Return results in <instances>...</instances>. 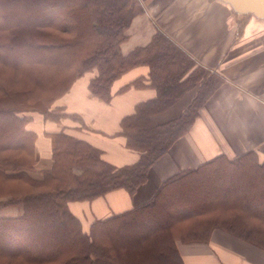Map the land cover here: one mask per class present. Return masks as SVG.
Listing matches in <instances>:
<instances>
[{"label":"trees","instance_id":"obj_1","mask_svg":"<svg viewBox=\"0 0 264 264\" xmlns=\"http://www.w3.org/2000/svg\"><path fill=\"white\" fill-rule=\"evenodd\" d=\"M142 11L139 0H0V209L21 207L17 216H0V264H183L175 242H208L215 229L264 249V161L253 151L177 173L147 201L106 217L83 221L70 210L72 202L117 189L132 195L221 83L159 30L123 54L130 20ZM138 66L147 75L117 92L151 88L155 94L120 118L118 135L138 157L117 166L79 135L80 113L58 100L90 75L87 90L109 103L113 82ZM191 89L195 94L180 116L151 124V116ZM38 116L58 125L43 132L51 144L45 165L30 127ZM229 167L237 172L227 176L230 193L171 205L193 186L220 185L219 173Z\"/></svg>","mask_w":264,"mask_h":264},{"label":"crops","instance_id":"obj_2","mask_svg":"<svg viewBox=\"0 0 264 264\" xmlns=\"http://www.w3.org/2000/svg\"><path fill=\"white\" fill-rule=\"evenodd\" d=\"M143 11L134 15L126 30L121 51L127 54L146 45L161 31L200 66L221 78L190 130L151 165L147 180L131 195L124 189L107 192L91 202H72L70 210L90 221L130 209L150 199L169 177L199 167L220 155L232 160L253 151L264 161V19L244 18L220 0H139ZM147 75L135 67L112 84L113 96L104 103L87 90L90 75L76 80L58 100L68 111L79 112L84 126L79 135L103 151L114 164L134 162L138 154L124 146L118 135L119 120L132 112L135 103L152 98L151 88L117 90L137 77ZM195 89L182 94L163 112L150 118L152 125L178 117L193 98ZM36 134L35 147L42 165L49 162L50 137L58 125L36 117L30 123ZM78 173V169H75ZM13 214L17 216L21 207ZM1 216V215H0ZM183 264H264V249L257 248L218 229L208 242H175Z\"/></svg>","mask_w":264,"mask_h":264},{"label":"rangeland","instance_id":"obj_3","mask_svg":"<svg viewBox=\"0 0 264 264\" xmlns=\"http://www.w3.org/2000/svg\"><path fill=\"white\" fill-rule=\"evenodd\" d=\"M242 15V14H239ZM206 170V169H205ZM209 171V170H208ZM221 173V174H220ZM220 179H218V183H220V185L213 186L215 184L212 185V187L207 188L208 185L206 184L207 182H203L202 185L200 186H193L191 188V192L186 193V194H181V196H177L174 198V201H172L171 205L172 206H176L177 204H182V203H186V201L188 199H191L192 196H197V197H201V196H209V192H224V193H230V189H227L226 184H227V176H236L237 172L233 170L232 167H229L226 171V175L222 172H220ZM231 178V177H230ZM240 181H242V179H240ZM210 183V182H209ZM224 183H225V187H224ZM244 184V183H243ZM239 185V188L241 186H243L241 183H237V187ZM211 186V185H210ZM210 190V191H209ZM19 208L17 206H11V207H7V208H3L0 209V215H7V214H13L14 211H17ZM168 209V207L166 208ZM169 210V209H168ZM48 233V231H47Z\"/></svg>","mask_w":264,"mask_h":264},{"label":"water","instance_id":"obj_4","mask_svg":"<svg viewBox=\"0 0 264 264\" xmlns=\"http://www.w3.org/2000/svg\"><path fill=\"white\" fill-rule=\"evenodd\" d=\"M228 4L234 13H250L256 18L264 19V0H220Z\"/></svg>","mask_w":264,"mask_h":264}]
</instances>
